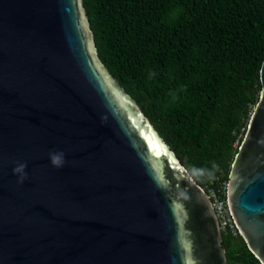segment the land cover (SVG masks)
<instances>
[{"label": "water", "instance_id": "obj_1", "mask_svg": "<svg viewBox=\"0 0 264 264\" xmlns=\"http://www.w3.org/2000/svg\"><path fill=\"white\" fill-rule=\"evenodd\" d=\"M260 74L227 199L264 264ZM0 264H227L211 197L100 57L84 0H0Z\"/></svg>", "mask_w": 264, "mask_h": 264}, {"label": "trees", "instance_id": "obj_2", "mask_svg": "<svg viewBox=\"0 0 264 264\" xmlns=\"http://www.w3.org/2000/svg\"><path fill=\"white\" fill-rule=\"evenodd\" d=\"M84 5L106 66L206 192H222L261 96L264 0ZM222 232L227 264H262L240 233Z\"/></svg>", "mask_w": 264, "mask_h": 264}, {"label": "built area", "instance_id": "obj_3", "mask_svg": "<svg viewBox=\"0 0 264 264\" xmlns=\"http://www.w3.org/2000/svg\"><path fill=\"white\" fill-rule=\"evenodd\" d=\"M228 184V183H227ZM227 184L224 186L222 192L211 189L209 196L212 199L213 206L219 219L220 227L223 230L229 231L233 234H239V230L233 219L228 199H227ZM226 193L225 196L222 194Z\"/></svg>", "mask_w": 264, "mask_h": 264}, {"label": "clouds", "instance_id": "obj_4", "mask_svg": "<svg viewBox=\"0 0 264 264\" xmlns=\"http://www.w3.org/2000/svg\"><path fill=\"white\" fill-rule=\"evenodd\" d=\"M52 162H53V164L56 165V166H60V165H62V163H63V157H62V154L52 156ZM194 172H195L197 175H204V170H202V169L194 170Z\"/></svg>", "mask_w": 264, "mask_h": 264}]
</instances>
